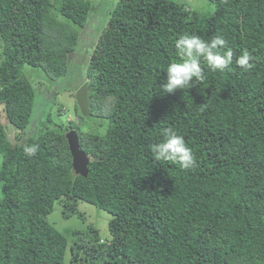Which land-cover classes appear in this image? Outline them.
<instances>
[{"label":"trees","instance_id":"trees-1","mask_svg":"<svg viewBox=\"0 0 264 264\" xmlns=\"http://www.w3.org/2000/svg\"><path fill=\"white\" fill-rule=\"evenodd\" d=\"M208 1L214 13L187 0H108L104 11L0 0V104L16 132L0 114V264H264V0ZM184 34L222 36L233 63L212 72L202 60V82L163 92ZM245 51L249 71L236 64ZM26 65L68 90L87 82L90 113L75 103L65 121L57 89L29 134L38 88ZM167 129L193 167L154 160ZM69 131L90 158L87 177L72 171ZM79 200L112 215L107 236L89 226L70 242L47 220L56 202L69 217Z\"/></svg>","mask_w":264,"mask_h":264},{"label":"clouds","instance_id":"clouds-1","mask_svg":"<svg viewBox=\"0 0 264 264\" xmlns=\"http://www.w3.org/2000/svg\"><path fill=\"white\" fill-rule=\"evenodd\" d=\"M227 41L222 36H216L211 41L204 40L199 35L184 34L174 42L178 62L169 63L166 72V82L162 84L163 92L174 93L178 89H189L196 86L197 81L205 79L202 60L212 72H224L233 63L234 53L227 48ZM253 57L243 52L236 64L244 71L252 69L250 61ZM191 82V83H190ZM165 139L151 146L152 156L157 162H172L181 169H189L194 166L195 158L190 147L187 146L183 136L178 135L172 129L164 133ZM38 146L32 145L24 148L27 156H34Z\"/></svg>","mask_w":264,"mask_h":264},{"label":"rangeland","instance_id":"rangeland-1","mask_svg":"<svg viewBox=\"0 0 264 264\" xmlns=\"http://www.w3.org/2000/svg\"><path fill=\"white\" fill-rule=\"evenodd\" d=\"M91 1L94 6L95 5L98 6L99 4L101 5L100 11H104L110 5L109 3H106L108 0H91ZM187 2L190 5H192L194 8H199L201 11L207 14H211L215 12L214 6L210 4L208 0H187ZM94 22L96 21L94 20ZM25 70L28 77L32 78L30 80L33 82V84H36V87L38 88V97L36 103L37 112L35 119L29 128V134L32 133L35 134V132L38 131L39 129V127L37 126L38 123H41L42 125L46 123V120H44L43 118L45 116V113L49 110L52 101L54 100L57 89H59V96H58L59 100L65 104L68 110L67 111L68 118L66 117V115H63V118H65V121L72 120L75 114V103H77L75 93L79 87L77 89H73L72 87L74 86L73 83L71 85L72 89L69 90L65 89L62 87V83H63L62 81H60V83H57V82H52L47 78L45 79L42 75H44L45 77L47 76L41 69L36 70V68L34 69L30 67V65H26ZM75 70L74 72H76V74L84 75V76L86 74V72H83L85 70L83 71L81 69H78L77 71ZM73 78L75 79V77H72V79ZM37 82H42L44 84L39 86ZM46 83H48L47 86ZM40 112H42L43 116L40 115ZM0 114H1V121L4 123L5 127L7 126L10 137L14 138L16 132L12 124H10L6 118L5 108L3 104H0ZM0 163H1V157H0ZM111 217L112 215L106 210L98 208L95 205L90 204L88 202L79 200L78 202H76V208L74 214H71L69 217L64 216L63 206L61 205L60 202H56L54 211L47 216V220L51 224H53L58 230H60L64 235H66L69 241L71 242L72 238H74L73 234L75 230L85 231L87 228H89V226H95L97 229H99L102 237L107 236L109 234L108 223Z\"/></svg>","mask_w":264,"mask_h":264},{"label":"water","instance_id":"water-1","mask_svg":"<svg viewBox=\"0 0 264 264\" xmlns=\"http://www.w3.org/2000/svg\"><path fill=\"white\" fill-rule=\"evenodd\" d=\"M76 101L83 113L87 116L90 113V101L88 98V83H83L75 93ZM69 148L72 154V171L76 175L88 176L90 158L81 148L79 136L76 131L67 133Z\"/></svg>","mask_w":264,"mask_h":264},{"label":"bare ground","instance_id":"bare-ground-1","mask_svg":"<svg viewBox=\"0 0 264 264\" xmlns=\"http://www.w3.org/2000/svg\"><path fill=\"white\" fill-rule=\"evenodd\" d=\"M84 83H85V82H84ZM80 86H81V85H80ZM80 86H79V87H80ZM76 133H77V131H76ZM88 174H89V172H88Z\"/></svg>","mask_w":264,"mask_h":264}]
</instances>
